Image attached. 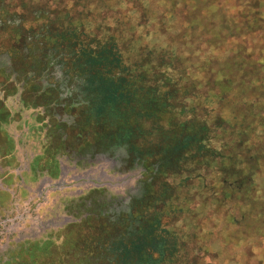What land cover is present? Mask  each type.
I'll list each match as a JSON object with an SVG mask.
<instances>
[{"label":"rangeland","instance_id":"rangeland-1","mask_svg":"<svg viewBox=\"0 0 264 264\" xmlns=\"http://www.w3.org/2000/svg\"><path fill=\"white\" fill-rule=\"evenodd\" d=\"M134 2L0 0V17L21 13L27 19L35 7L47 10V17L66 10L74 20L69 24L79 23L90 34L111 30L123 42L119 49L126 63L138 60L143 49H152L150 61L166 50L173 57L171 69L162 62L155 70L176 90L160 98L162 83L135 86L136 78L125 70L122 88L128 95L117 96L105 117H91L81 104L83 99L94 101L86 98L84 84L69 77L63 81L66 89L58 90L63 85L53 84V68L40 61L33 66L30 57L20 59L27 42L15 38L10 43L13 29L0 28V122L10 114L7 127L16 143L15 160L0 162V264H114L107 259L106 235L155 221L173 240L169 264H264V111L259 109L264 69L255 66L254 77L244 73L251 67L243 62H264L258 56L264 57V0H210L198 22L172 18L173 11H182L176 0H136L146 14L139 21L142 8L133 7ZM241 19L255 27L248 30L242 24L232 36L211 38L210 26ZM114 23L120 24L119 32ZM148 64L137 67L147 71ZM207 72L217 79L231 74V87L220 101L205 97L208 86L217 95L224 92L207 81ZM245 75L246 82L238 83ZM161 100L164 108L146 117ZM178 108L185 111L178 113ZM219 122L226 124L215 127ZM202 123L205 135L191 142L184 129L196 131ZM5 127L0 124L4 138ZM47 143L55 149L53 165L31 178L29 166L40 164L30 158ZM195 143L229 154L232 161L205 159L206 166L182 162L188 159L183 153L196 155ZM249 155L256 169L238 185L242 188L219 191V168L228 164L239 178ZM198 173L207 183L205 190ZM78 197L87 205L75 215L72 204ZM86 215L80 224L67 225ZM46 240L47 251H39L37 258L25 251Z\"/></svg>","mask_w":264,"mask_h":264},{"label":"trees","instance_id":"trees-1","mask_svg":"<svg viewBox=\"0 0 264 264\" xmlns=\"http://www.w3.org/2000/svg\"><path fill=\"white\" fill-rule=\"evenodd\" d=\"M176 2H179L182 6V11H173L172 18L178 17L180 20L185 22L187 20L191 22H198L199 16L202 15L200 12L206 8L207 3L209 4L210 0H176ZM192 2H195V5ZM132 6H139L137 8L138 10L142 8L138 19L139 21L146 20V14L143 11V7L140 6L136 0ZM187 7H189V9ZM163 8L164 7H162V10L158 11V13H155V15L159 16V14L163 11ZM56 9L57 8H52V11L56 13ZM186 12L188 14H186ZM69 13L70 14H67L66 10H62V13L58 12L57 14L47 17V10L35 7L34 9H31V17L27 19L23 17L21 13H13L11 15L0 17V28L4 29L10 27L13 29V35L10 43L15 38L27 42L28 47H24L22 56L19 55L20 59L30 57L32 60L31 62H33V66H37L40 61L41 64L43 63V65H48L53 68V72L50 74L54 79L53 84H57L59 82L63 85V81H66L69 77L74 81H79L80 84H84L86 91L89 94L86 98H89V100L92 98L94 101H86L87 99H83L81 104L87 108L89 116L91 117H105L107 115V107L109 104L115 102L117 96H122L124 94L128 95L122 88V82L124 81L123 74L125 70H130V77L133 75L136 78L137 81L133 83L135 86H137L140 82L143 84H151L155 81L162 83L165 87V91L161 95L158 93L157 96L160 98L166 95L169 96V93H171L170 96H173V94L176 93L174 87L171 86L172 81L169 79L167 82L164 81L163 79H166L165 74L155 70V66H159L162 62L168 63L167 68L171 69L173 57L170 54L168 55L166 50H163L157 59L150 61V50L152 49H143V53L138 60L134 59L130 63H126L122 55V50L119 49L120 44L123 42L118 41L117 33H112L111 30H108L100 36L90 34L84 30L85 26L80 25L79 23L74 25L69 24V22L73 23L72 21H74L72 20L71 12ZM191 17L195 20H191ZM27 20L30 21V23L24 24ZM240 21L241 22L235 21L231 25H228L227 22H222L218 25L210 26L212 31L211 38L219 39L221 34L232 36L242 24H244L248 30L255 27L253 25L254 23L252 24L250 21L247 22L246 19H241ZM120 23L123 24L125 21H120ZM119 25L120 24L115 25L114 23L113 29L117 28L116 31L119 32ZM109 26L110 25H108V27ZM257 48L260 50V47ZM7 54L9 53L7 52ZM37 56H39V59H37ZM258 56L264 59L262 53ZM9 57L12 56L9 55ZM259 57H257L256 60L259 59ZM13 58L17 59L18 57L13 56ZM208 60H205V63L209 62ZM145 62L149 63L147 71H145V68L137 67L139 66L138 64ZM243 62H247V65H249L248 67H251V69L245 71L244 73H250L254 77L257 76L251 71L254 70L255 66L262 67V69H264V62L263 64H258L260 66H258L255 61L250 62L249 59L246 61L244 60ZM247 75L241 77V79L238 80V83L243 80V82H246L245 80L249 78ZM213 76L214 75L212 73L207 72V81H213V86L219 85L220 89H224V92L220 91L219 95H217V93H213V90L208 86L206 88L205 97L206 99L214 98L216 101H220L223 99V96L226 95V91H229L231 87V74H226L222 78L219 77L218 79ZM65 85H63V88L57 89L64 91L66 89ZM193 87L194 86L192 85L189 90ZM249 89H252V86L249 85ZM258 91L259 89L256 93H258ZM163 103V100H161L157 104V107L153 106V109H151L153 110V113L148 114L146 117H152V115L158 113V110L163 109ZM256 105L258 110V104ZM178 109V113L185 111L184 109ZM259 109L264 111V102L259 105ZM245 114L246 113L244 112V115ZM244 115L240 116V122L243 117H245ZM235 117L237 118L236 115ZM236 118L233 117V119ZM245 121L243 120L244 123ZM222 123L226 124V122H219V124L215 127H221L223 125ZM117 129L118 131L122 130V125L118 126ZM206 129L207 126L202 123L196 131L187 130L186 128L184 129L183 134L192 137L191 142H197V138L199 139V137H197L198 134L205 135ZM109 145H111V142L108 143V146ZM196 146H199V150L196 155H190V152L183 153V158L187 154L188 159L185 157L182 162H185V160H193L194 165L206 166L209 162H203L205 159H212L213 162L215 160L232 161L231 155L229 154L225 155L221 152H217V150L213 151L210 148L205 149L202 144L200 146L199 144L196 145V143L193 145L195 150H197ZM245 163L248 168L244 174L240 175L239 178L233 176L232 172H229L227 167L228 164L222 165L219 168V176L215 179V186L219 191L231 192L242 188L238 185H243V183L250 177V174L256 169L254 156H247ZM235 173H238V171ZM195 177H198L199 179L201 178L202 183L200 188L201 190H205L204 187L207 186V183L202 179L199 173L196 174ZM158 226V223L155 221V223H152L151 225L138 224L137 227L132 228L128 232H122L120 230L119 232H113L110 234L111 236L107 234L106 236L110 237L109 240L107 239V259L110 258L114 264H169L167 260V257H169L168 255H170V253H168V249L173 248L171 247L173 240L170 238L168 230L162 229L160 232L157 228ZM44 243L45 244H40L36 248L25 247V251L29 253L30 256H33L36 251L37 253H39V251H47L46 247L49 244V240H46ZM152 252L158 255L157 258H154L151 255ZM7 261L3 262V264H7L9 262Z\"/></svg>","mask_w":264,"mask_h":264},{"label":"flooded vegetation","instance_id":"flooded-vegetation-1","mask_svg":"<svg viewBox=\"0 0 264 264\" xmlns=\"http://www.w3.org/2000/svg\"><path fill=\"white\" fill-rule=\"evenodd\" d=\"M54 146V144H53ZM49 144L47 143L43 149L40 148V150L38 149V151L35 152L34 156H31L30 160L32 161L34 159V161H36L37 163H39L40 165L38 166V164H36L34 167H30L29 166V172L27 173L28 175H31V178H35L37 176V174L40 172L41 168H45L44 170H46L47 167H49L51 165L52 167V161L55 158V152H54V147H52L51 149H49ZM7 152V147L6 150ZM30 178V177H29ZM85 201L82 200V198H77L72 206H74V214L77 215L79 214L82 210H85L84 207L87 205L86 203L84 204ZM101 215V214H100ZM87 217H80L78 218L77 221L75 222H69V224L67 225H78L80 224L82 221H84V219ZM44 242V241H43ZM24 249H21V251ZM23 252V251H22ZM29 256L30 254L27 253ZM37 254L39 255V253H37V251L35 252V256L37 258Z\"/></svg>","mask_w":264,"mask_h":264},{"label":"crops","instance_id":"crops-1","mask_svg":"<svg viewBox=\"0 0 264 264\" xmlns=\"http://www.w3.org/2000/svg\"><path fill=\"white\" fill-rule=\"evenodd\" d=\"M9 117H10V114H6L5 113V118H6L5 121L4 122H0V124H2V125H5V123H6V127H5L6 135H5V138L6 139L10 138L9 144L6 145V143L4 144V141H6V139L0 133V149H3L5 151L6 147H7V152L5 151L6 155L4 154V155L0 156L2 158V159L0 158V162H4V163H9V162L15 160L14 157H16V155H14L15 152H16V150H15V146H16L15 139H14V137L10 136L9 131H8V127H7ZM0 210H1V206H0Z\"/></svg>","mask_w":264,"mask_h":264}]
</instances>
